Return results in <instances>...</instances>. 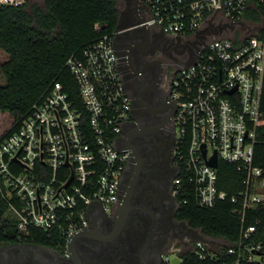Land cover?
Returning <instances> with one entry per match:
<instances>
[{
    "label": "built area",
    "instance_id": "2783aa9c",
    "mask_svg": "<svg viewBox=\"0 0 264 264\" xmlns=\"http://www.w3.org/2000/svg\"><path fill=\"white\" fill-rule=\"evenodd\" d=\"M146 5V24L182 45L202 37L209 23L234 31L201 41L173 78L178 167L173 193L179 204L192 200L206 209L229 200L241 222L233 242L198 229L203 237L189 248L198 260L264 264V229L246 224L248 214L264 209V168L254 163L257 129L264 119V0H146ZM249 11L253 19L246 18ZM117 32L67 57L78 100L54 80L0 138V192L18 240L54 234L64 240L58 246L67 255L70 237L87 226L90 213L97 207L108 213L117 202L129 158L121 146L123 128L131 119L114 46ZM213 157L216 166L209 163ZM220 162L234 167L237 176L231 184H240L235 192L222 188ZM180 249L174 251L177 263L170 255L165 262H182Z\"/></svg>",
    "mask_w": 264,
    "mask_h": 264
},
{
    "label": "flooded vegetation",
    "instance_id": "af4514ba",
    "mask_svg": "<svg viewBox=\"0 0 264 264\" xmlns=\"http://www.w3.org/2000/svg\"><path fill=\"white\" fill-rule=\"evenodd\" d=\"M117 11L123 29L114 46L131 109L121 141L129 158L117 202L108 213L99 207L90 213L67 255L47 243L6 241L0 243V264H167L166 256L179 247L187 252L198 234L179 218L173 193L178 167L172 81L201 41L234 31L209 23L202 37L182 45L146 24V0H117Z\"/></svg>",
    "mask_w": 264,
    "mask_h": 264
},
{
    "label": "trees",
    "instance_id": "16d2710c",
    "mask_svg": "<svg viewBox=\"0 0 264 264\" xmlns=\"http://www.w3.org/2000/svg\"><path fill=\"white\" fill-rule=\"evenodd\" d=\"M27 6L26 0L18 5L0 3V48L9 55L0 64L6 79L0 85V111L9 112L14 118L12 123L28 111L54 80L62 82L71 98L78 100L76 84L65 67L67 57L73 52L81 53L101 35L112 33L118 21L117 0H44V8ZM95 24H100L99 30ZM260 108L264 112V77ZM257 138L254 163L264 168V119L258 126ZM218 169L222 188L235 192L240 184L237 188L231 184V179L237 176L234 167L220 162ZM7 210V200L0 192V243L18 240L14 220ZM178 216L204 235L222 237L227 242H233L240 232L241 222L229 200L207 209L190 200L180 204ZM248 223H257L264 229V209L248 214ZM29 241L57 247L64 244L54 234L36 233ZM182 257L178 264H215L209 258L198 260L190 250L182 253Z\"/></svg>",
    "mask_w": 264,
    "mask_h": 264
},
{
    "label": "rangeland",
    "instance_id": "374dc122",
    "mask_svg": "<svg viewBox=\"0 0 264 264\" xmlns=\"http://www.w3.org/2000/svg\"><path fill=\"white\" fill-rule=\"evenodd\" d=\"M28 2L27 8H30L33 5H36L38 7L44 8V0H26ZM236 35H239L241 30L236 28ZM9 55L6 51H4L2 48H0V64L8 59ZM6 83V79L3 76V74L0 71V85H4ZM13 116L7 112V111H0V136L9 129L12 121H13ZM205 236V235H204ZM203 235H200L199 233L197 234L195 239L202 238ZM181 248V247H180ZM181 252L184 251V249H180ZM176 253H170V260L175 258Z\"/></svg>",
    "mask_w": 264,
    "mask_h": 264
},
{
    "label": "water",
    "instance_id": "95a60500",
    "mask_svg": "<svg viewBox=\"0 0 264 264\" xmlns=\"http://www.w3.org/2000/svg\"><path fill=\"white\" fill-rule=\"evenodd\" d=\"M122 29H123V27H121V25L119 24V18H118V21H117V25H116V27H115V30L119 31V30H122ZM209 163H210L211 165H213V166H216V158L213 157L212 160L209 161ZM197 232L199 233V230H198V229H197ZM79 233H80V231H77V232H75V233L70 237V239H69V241H68V244H67L69 250L71 249V244H72L73 238H74L76 235H78ZM199 234L201 235V233H199ZM177 262H178V258L175 257V258L173 259V263H177Z\"/></svg>",
    "mask_w": 264,
    "mask_h": 264
},
{
    "label": "crops",
    "instance_id": "0c3cea01",
    "mask_svg": "<svg viewBox=\"0 0 264 264\" xmlns=\"http://www.w3.org/2000/svg\"><path fill=\"white\" fill-rule=\"evenodd\" d=\"M254 13L253 12H251V11H249L247 14H246V18H248V19H253L254 18Z\"/></svg>",
    "mask_w": 264,
    "mask_h": 264
}]
</instances>
